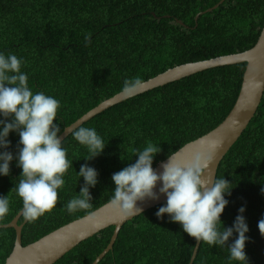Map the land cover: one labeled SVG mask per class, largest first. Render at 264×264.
<instances>
[{"label": "trees", "instance_id": "1", "mask_svg": "<svg viewBox=\"0 0 264 264\" xmlns=\"http://www.w3.org/2000/svg\"><path fill=\"white\" fill-rule=\"evenodd\" d=\"M0 0V52L22 58V71L32 90L58 99L57 119L64 130L107 99L122 92L126 79L147 81L186 63L244 52L257 43L264 27V0ZM178 21L184 23L181 25ZM87 37V39H86ZM246 64L206 70L124 101L97 115L93 127L106 143L103 153L88 161L85 146L72 134L64 140L73 161L58 190L56 206L22 230L24 246L88 214L69 215L64 205L83 185L82 164L98 171L90 188L93 212L112 194L113 173L134 163L137 150L152 143L161 147L153 167L170 152L218 127L239 96ZM15 155L19 136L9 134ZM77 171V172H76ZM22 169L14 159L10 174L0 176V195L8 196L10 211L0 220L9 224L20 213L22 199L11 191ZM233 187L225 198L221 220L231 227L238 209L249 227L245 252L248 264H264V97L248 128L221 162L217 179ZM79 180V182H78ZM164 204V203H163ZM160 204L121 229L113 249L99 264H190L196 241L179 223L155 215ZM25 222L21 217L19 225ZM114 227L82 242L55 264H92L107 248ZM235 238H230L229 243ZM13 228L0 229V264L12 253ZM227 248L202 242L194 264H238Z\"/></svg>", "mask_w": 264, "mask_h": 264}, {"label": "clouds", "instance_id": "2", "mask_svg": "<svg viewBox=\"0 0 264 264\" xmlns=\"http://www.w3.org/2000/svg\"><path fill=\"white\" fill-rule=\"evenodd\" d=\"M23 63L15 54L0 52V176L10 174V163L15 159L22 172L11 191L22 199L20 215L32 223L56 206L58 190L65 185L64 177L73 167V161L68 158V150L60 138L61 128L54 123L60 101L30 88L28 75L21 70ZM140 83L139 79H126L122 90L127 91ZM12 132L19 136L15 155L8 150ZM71 134L87 148L85 160L90 161L103 153L106 143L95 128L78 126ZM216 149L217 144L213 142L186 158L178 157L179 149L172 151L162 165L163 170L158 172L153 168V161L162 149L148 143L143 150L136 151L134 163L111 176L114 188L107 200L108 206L125 217L139 215L142 208L138 202L158 200L164 195L166 202L155 213L158 219H164L167 214L170 222L179 223L198 244L204 242L212 247L227 248L229 262L248 264L245 246L249 227L243 215L246 209L241 206L232 226L226 227L221 215L229 204L225 197L231 195L232 183L224 177L205 178L214 162ZM77 175L84 183L79 193L63 207L69 215L83 211L92 216L90 188L98 183V171L86 163L81 165ZM9 211L8 196L0 195V220ZM258 229L264 235V218L258 221ZM234 234L235 238L229 243Z\"/></svg>", "mask_w": 264, "mask_h": 264}, {"label": "water", "instance_id": "3", "mask_svg": "<svg viewBox=\"0 0 264 264\" xmlns=\"http://www.w3.org/2000/svg\"><path fill=\"white\" fill-rule=\"evenodd\" d=\"M225 1L226 0H221V2L213 8H209L206 11L197 14L195 17L196 24L203 14L212 12ZM178 22L181 25H184L181 21ZM237 64H246V70L239 96L229 115L214 130L186 144L179 149L178 152L179 158L190 157L194 151L199 150L201 147L209 146L215 142L217 144L215 159L206 171L205 178L209 180L217 178V172L221 162L248 128L250 122L257 114L264 97V27L257 43L251 49L240 53L223 55L170 68L156 77L141 82L134 88L127 91L123 90L110 99L105 100L67 127L65 129L66 131L64 130L60 135V138L64 141L71 135L72 131L75 130V127L84 125L97 115L126 100L206 70ZM166 162L167 159L158 163L153 168L158 172L162 171V165ZM159 186L160 185L158 184L157 191ZM165 202L166 196L161 195L158 200L146 199L145 201L138 203L142 208V213H144ZM92 213V216L86 215L80 219L74 220L27 246H24L22 242V230L27 222L25 221L23 224L19 225V220L22 217L19 213L9 224L0 225V229L13 228L16 231L14 249L8 257L6 264H55L82 242L109 227H114L113 236L109 245L92 263L99 264L113 249L123 226L128 221L142 214L125 217L108 206L107 203ZM201 243L202 242L198 244L196 241L190 264H194Z\"/></svg>", "mask_w": 264, "mask_h": 264}]
</instances>
